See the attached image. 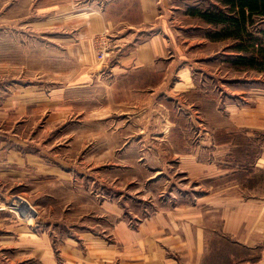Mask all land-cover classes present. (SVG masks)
<instances>
[{"label": "crops", "instance_id": "obj_1", "mask_svg": "<svg viewBox=\"0 0 264 264\" xmlns=\"http://www.w3.org/2000/svg\"><path fill=\"white\" fill-rule=\"evenodd\" d=\"M168 4L60 2L64 8L54 19L62 22L58 35L52 38L51 31H44L42 38L57 44L67 67L78 72L73 83L60 86L59 99L63 104L74 100L105 105L108 116L125 119L129 125L127 133L122 131L124 140L111 148L122 151L124 170L139 166L150 173L136 178L149 183L144 193L148 197L136 205L124 192L108 196L97 205L96 224L77 223L59 237L51 227L35 223L33 208L21 217L0 209V264H264V192L246 195L239 181L232 182L249 162L254 171L264 170V147L256 157L252 152L244 157L242 145L229 139L243 131L244 123L212 129L210 110L197 113L187 108L180 93L187 97L195 91L192 64L179 45V29L165 8ZM48 23L50 28L51 19ZM18 24L10 23L9 33V45L16 50ZM102 41L109 50L100 61ZM214 114L221 116L218 110ZM245 124L258 127L252 121ZM6 142L0 133V177L17 180L31 160ZM246 145L251 149L253 144ZM254 147L258 152L255 142ZM232 152H238L236 158ZM174 170L200 185L163 187L151 194L154 184L168 186L173 181Z\"/></svg>", "mask_w": 264, "mask_h": 264}, {"label": "rangeland", "instance_id": "obj_2", "mask_svg": "<svg viewBox=\"0 0 264 264\" xmlns=\"http://www.w3.org/2000/svg\"><path fill=\"white\" fill-rule=\"evenodd\" d=\"M64 1L0 0V106L4 115L0 133L4 142L12 143L20 155L31 160V165L20 169L17 180L0 177V209L21 217L16 209L23 206L20 199L26 200L37 213L35 223L41 228L51 227L58 237L77 223L96 224L97 205L108 196L124 192L132 204L143 203L149 183L136 178L150 174L139 166L124 170L122 151L111 148L116 141L120 145L124 140L129 125L125 119L108 116L109 110L102 107L105 105L74 100L63 104L59 99L60 86L73 83L78 70L67 67L62 49L57 44L44 43L42 37L44 31H51L52 38L58 35L62 22L54 19L59 17L64 8L60 2ZM168 2L165 8L174 15L179 45L192 64L195 91L187 93V97L185 92L180 93L188 102L187 108L197 113L210 110L212 129L216 125L232 128L244 123L243 131H235L229 139L242 145L244 157L246 152L256 157L264 147V18L254 16L245 30L237 33L229 26L208 25L190 12L216 6L227 11L218 0ZM12 22L19 23L17 50L9 45ZM108 47L104 41L99 43V54H107ZM215 110L221 112L220 118ZM251 121L258 127L245 124ZM249 133L250 137L246 135ZM249 143L253 144L251 149L246 145ZM232 153L236 158L238 152ZM252 164L241 167L242 174L235 175L232 181H239L246 195L264 192V170L254 171ZM170 176L173 181L168 186L158 182L150 189L151 194L163 187L174 190L177 186L186 189L200 185L178 170Z\"/></svg>", "mask_w": 264, "mask_h": 264}, {"label": "trees", "instance_id": "obj_3", "mask_svg": "<svg viewBox=\"0 0 264 264\" xmlns=\"http://www.w3.org/2000/svg\"><path fill=\"white\" fill-rule=\"evenodd\" d=\"M218 2L226 7L227 11L216 6L206 11L190 12L208 25L229 26V29L233 28L237 33L245 30V26L254 16L264 18V0H218Z\"/></svg>", "mask_w": 264, "mask_h": 264}, {"label": "water", "instance_id": "obj_4", "mask_svg": "<svg viewBox=\"0 0 264 264\" xmlns=\"http://www.w3.org/2000/svg\"><path fill=\"white\" fill-rule=\"evenodd\" d=\"M21 202L23 203V206L21 208L18 209L20 215H23V213H26L28 211H33L32 207L29 205V203H27L26 201L20 199Z\"/></svg>", "mask_w": 264, "mask_h": 264}, {"label": "built area", "instance_id": "obj_5", "mask_svg": "<svg viewBox=\"0 0 264 264\" xmlns=\"http://www.w3.org/2000/svg\"><path fill=\"white\" fill-rule=\"evenodd\" d=\"M105 57H106V54H105V52H102L101 54H99V60H104L105 59Z\"/></svg>", "mask_w": 264, "mask_h": 264}, {"label": "bare ground", "instance_id": "obj_6", "mask_svg": "<svg viewBox=\"0 0 264 264\" xmlns=\"http://www.w3.org/2000/svg\"><path fill=\"white\" fill-rule=\"evenodd\" d=\"M24 215V214H23Z\"/></svg>", "mask_w": 264, "mask_h": 264}]
</instances>
